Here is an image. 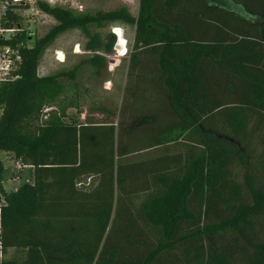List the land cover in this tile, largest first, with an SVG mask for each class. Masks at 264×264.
Returning a JSON list of instances; mask_svg holds the SVG:
<instances>
[{
	"label": "trees",
	"instance_id": "obj_1",
	"mask_svg": "<svg viewBox=\"0 0 264 264\" xmlns=\"http://www.w3.org/2000/svg\"><path fill=\"white\" fill-rule=\"evenodd\" d=\"M41 8L56 24L32 46L18 35L19 77L0 82V154L33 168L7 192L0 159V264H264V0ZM117 21L135 28L119 113L66 120L80 72L101 74L122 44L121 28L99 31ZM74 29L93 55L40 76Z\"/></svg>",
	"mask_w": 264,
	"mask_h": 264
},
{
	"label": "rangeland",
	"instance_id": "obj_2",
	"mask_svg": "<svg viewBox=\"0 0 264 264\" xmlns=\"http://www.w3.org/2000/svg\"><path fill=\"white\" fill-rule=\"evenodd\" d=\"M134 1L78 0V4H82V7L75 11H90L92 13L97 10L108 11L125 6L127 2H130V4H127L129 5L128 8L131 13L135 14L136 6ZM55 24L56 21L54 18L46 13L35 15L34 20L31 22L38 37L44 36ZM113 26H121L124 33L123 41L119 48L116 45H119L118 42L120 39L118 35L114 34ZM91 31L95 32L98 31V29L91 25ZM99 31L103 36L113 33L116 36L115 46L113 47V51L106 55L107 65L101 71V74L96 75L94 71L88 69H84L80 72L78 77L80 92L77 97L79 107L67 110L66 120L70 117H77L81 121H86V118L90 115L91 108L95 105H104L113 109L117 113L120 111L127 78L129 55L133 46V27L117 21L106 23L105 27L99 29ZM87 42L88 39L80 29L69 30L61 34L53 44L46 49L40 60L38 74L40 76H46L60 71L69 70L84 59L92 56L93 53L86 48ZM34 43L35 37L28 40L29 46L34 45ZM58 51L63 52V59H59ZM66 82L69 83V79H66ZM95 117L103 119V116L100 113L95 114ZM0 159L3 162L1 183L5 184L4 188L7 192L17 190L24 183H30L28 180V170H23L21 178L19 180L16 179L18 177V163L8 152H1ZM97 178V176H94L92 179L83 178V181L81 180L78 185L83 189H91L96 184ZM24 253L25 252L20 250H9L3 258L20 260L22 256H24Z\"/></svg>",
	"mask_w": 264,
	"mask_h": 264
},
{
	"label": "built area",
	"instance_id": "obj_3",
	"mask_svg": "<svg viewBox=\"0 0 264 264\" xmlns=\"http://www.w3.org/2000/svg\"><path fill=\"white\" fill-rule=\"evenodd\" d=\"M43 3L74 11L82 7L78 0H0V82L19 77L23 58L12 42L23 32H27L29 39L36 35L31 22L35 15L45 13ZM17 45L25 46L24 42ZM51 110L46 108L45 112Z\"/></svg>",
	"mask_w": 264,
	"mask_h": 264
},
{
	"label": "crops",
	"instance_id": "obj_4",
	"mask_svg": "<svg viewBox=\"0 0 264 264\" xmlns=\"http://www.w3.org/2000/svg\"><path fill=\"white\" fill-rule=\"evenodd\" d=\"M134 1V0H133ZM134 3H135V6H136V13L138 12V9H139V0H135L134 1ZM127 4H130V2H127L126 3V5ZM125 5V6H126ZM127 7H129V5H127ZM122 26V25H121ZM121 26H113L112 28H115V27H119V28H121ZM122 29V28H121ZM134 30H135V28L133 27V37H134ZM0 112H1V109H0ZM115 120H116V118H115ZM13 158H14V156H13V154L12 153H9ZM15 159V158H14ZM16 160V159H15ZM17 161V163H18V177L16 178L17 180H19L20 178H21V176H22V171L23 170H28V176H29V181H30V183H32L33 182V175H32V166L31 165H26V164H21V162L20 161H18V160H16ZM4 183H1V186H2V188L5 190V188H4ZM6 191V190H5Z\"/></svg>",
	"mask_w": 264,
	"mask_h": 264
},
{
	"label": "water",
	"instance_id": "obj_5",
	"mask_svg": "<svg viewBox=\"0 0 264 264\" xmlns=\"http://www.w3.org/2000/svg\"><path fill=\"white\" fill-rule=\"evenodd\" d=\"M118 48L120 47L119 45H116Z\"/></svg>",
	"mask_w": 264,
	"mask_h": 264
}]
</instances>
